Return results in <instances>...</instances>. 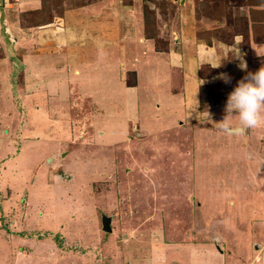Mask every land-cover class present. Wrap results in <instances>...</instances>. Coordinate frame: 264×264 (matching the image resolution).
Returning <instances> with one entry per match:
<instances>
[{
	"label": "rangeland",
	"instance_id": "rangeland-1",
	"mask_svg": "<svg viewBox=\"0 0 264 264\" xmlns=\"http://www.w3.org/2000/svg\"><path fill=\"white\" fill-rule=\"evenodd\" d=\"M90 1H2L0 264H176L182 250L197 264H262L264 247L259 262L251 242L264 240V222L251 215L264 206V143L258 145L255 128L241 138L225 134L226 115L206 117L211 129H197L202 123L192 105L178 107L187 121L178 125L167 103L181 98L168 97L167 68L159 64L189 14L198 38L238 37L242 46L264 38V0H121L142 12L114 14L115 34L123 39L126 28H137L155 50L120 42L138 53L133 65L141 68V82L128 93L119 88L120 76L136 80L134 54L124 62L123 48L93 49L95 40L114 43L111 13L96 20L97 13L83 20L80 13L68 24L62 16L67 5ZM49 22L66 24L73 42L51 54L57 65L47 71L50 56L38 36L46 37ZM101 26L105 33L98 35ZM173 73L174 86L182 87L181 68ZM51 74L59 82H50ZM212 82L207 92H219L224 102L230 84ZM215 232L226 249L219 258L203 241Z\"/></svg>",
	"mask_w": 264,
	"mask_h": 264
},
{
	"label": "crops",
	"instance_id": "crops-1",
	"mask_svg": "<svg viewBox=\"0 0 264 264\" xmlns=\"http://www.w3.org/2000/svg\"><path fill=\"white\" fill-rule=\"evenodd\" d=\"M3 0H0V7L2 4ZM26 2H30L31 0H25ZM121 0H92L90 1L88 4L85 2H81L78 3L76 5H67V12L68 13H64L65 18H67L66 24H68L70 22V20L72 19V17H78V14L81 13L80 17L81 20H83L85 17L89 18V16L91 14L89 13H97L98 15L95 16V20L100 18L102 15L99 13H111L109 15H106L107 18H110L109 21V30L111 31L112 37H113V41L114 43H101L100 41H93V44L97 45L93 48V49H97V50H102V49H108L109 51L113 52L114 54H117V51L120 52V50L123 48L124 52H122L121 56H120V60L123 59L124 62H126L128 60L127 57V53L128 55L131 54V56L135 53L134 49L133 51H131L130 49H128L129 42H132L135 40V44L136 43H140L141 46H143V50L142 53H145V50H153L152 45H151V39L148 38V36H146V38H142V36L140 37L139 32H137V28H134V30L131 29V26L126 28L125 31L123 32L124 36L122 39V32H118L117 34H115V25L113 22V16H115L114 14L117 13H125V11H128L126 13H132L134 11V13H141L139 12L138 9V5L134 6L130 5L128 3H120ZM107 2L108 6L104 7L103 3ZM88 8V9H87ZM125 9V10H124ZM186 17V16H185ZM191 18H193L192 15H188L186 18H183V23H185L183 26H181L179 29V33L174 34V36L172 37V40L167 44L169 51L161 57V62L159 65H161L162 69H164L165 67L167 68L165 70V74H166V79H164L167 84H165L166 86L163 87L165 88L167 91V95L168 97L173 98H181L180 99V104L176 105V101H172V103H167V105L169 106L170 109H174L176 110V120L178 125H183L184 123H186L187 121L185 120V113L184 111L181 112L180 109H178V107L183 108L184 110L187 109L188 106L192 105L195 108H197L198 110V119L200 120L199 123H202L200 125V127H197V129H211V125L212 122H207L205 123L203 120L208 117V118H216L218 116H222V115H226L224 108H225V104H226V100L224 102H219L216 104H208L206 105L204 108H202V106L200 105V88L203 84L206 83H210L212 81L217 80V78L219 79V77L221 76V74H226L228 77H230V89L228 92H231L234 87L237 85L238 81L245 77L247 75V72H255L256 69L258 70L260 67L264 66V38L257 40L256 42H254L252 40V38H250L249 44L247 46H242L240 40L241 38L236 37V39H233L231 42H224L222 40H218V39H213L209 42L205 39L202 38H198L196 35V30L193 26L194 29H192V27L187 24V23H194L195 21L192 20ZM186 19V22H185ZM189 20V21H188ZM84 22V21H83ZM192 23V24H193ZM50 25H47V27H43V33L46 32V34H44L46 37L43 38L41 37V33L39 32V36H38V42H39V48H41L40 50H42L43 52H47L49 57V60H47L49 62L48 65V69L47 71L53 69V67L55 65H57L55 57L51 58V54L52 53H60L58 51H65L67 49H69L70 44H72L73 42V37L71 36V31L68 30V26L66 24H64L63 26H57V25H52L51 22H49ZM88 23L86 22V28L88 29L89 27H87ZM105 26H101L100 31L97 33L98 35H100V33H105ZM92 30V29H90ZM93 31V30H92ZM174 32V31H173ZM94 33V32H93ZM92 33V34H93ZM108 33V32H107ZM116 36V37H115ZM118 36V37H117ZM37 38V36H36ZM122 39V40H120ZM153 39V38H152ZM37 40V39H36ZM124 40H127L126 44L124 43H120L121 41L123 42ZM112 41V42H113ZM207 41V42H206ZM116 42V43H115ZM209 42V43H208ZM102 44L101 47H99V45ZM69 45V46H68ZM120 45V47L118 46ZM36 48V47H35ZM37 48V49H39ZM103 51V50H102ZM232 54V56H234V54H241V57L244 61H246L248 58L251 60V62L255 63L256 66H253L252 64H248L247 62V70H243L240 68V64L238 65L237 62H241V60L236 61L233 58L232 59H228V54ZM248 54V58H245V55ZM39 55L41 54V51L39 52ZM46 55V54H44ZM57 55V54H56ZM105 55V54H104ZM107 55V54H106ZM137 54L133 55L131 64L133 67V71H135L137 73L136 76V82L133 83H127L125 81V78L122 77V74L120 76V82H121V86H119L120 89L124 88L123 90L128 93L133 91V89L141 82V76H140V72H141V68L138 66V64H135L134 62H136L137 60ZM113 57L115 55H112ZM247 56V55H246ZM41 57V56H39ZM110 59V57H108ZM238 59V57H235ZM253 58H256L253 59ZM223 59H227L226 63H224ZM159 60V62H160ZM45 62V60H43ZM223 61V62H222ZM210 64H221L220 67L218 68H213ZM40 65L42 66L41 62ZM205 65L209 66L208 68H205ZM252 65V66H251ZM45 67V69L47 68L46 66H42ZM98 67V65H97ZM160 67V68H161ZM178 67L181 68V73L183 74V77L181 78L182 80V87L180 86L179 88H177L176 86H174L173 80H174V69ZM74 69H76L77 71V67H75ZM161 69V70H162ZM204 69V74H201V70ZM216 70L218 69L217 72L215 73H211V70ZM39 75L42 74V69L39 68ZM131 70V69H130ZM209 72H208V71ZM41 72V73H40ZM208 72V73H207ZM219 75V76H218ZM38 76V75H37ZM42 76V75H41ZM36 78V76H34ZM59 78L56 75H49V80L50 82L53 81V79H58L57 81L59 82ZM48 80V81H49ZM61 81H65L66 80H61ZM227 85V86H228ZM232 85V86H231ZM55 87H57V85H55ZM228 87V88H229ZM194 91V92H193ZM226 91V90H225ZM55 92V91H54ZM56 93V92H55ZM197 94V96L195 95ZM192 95V100H189L188 97ZM195 96L197 97V102L193 103L195 101ZM192 101V102H191ZM191 107V106H190ZM39 108V106H35L34 107ZM202 108V109H201ZM33 112V111H32ZM206 115V116H204ZM193 122V121H192ZM264 124V123H262ZM237 126H239V128H236ZM142 130H144V127H142ZM254 131L253 129H242L239 125V121H233L230 120L229 121V126L228 128L225 129L224 133H235V135H237L238 138H241L244 135V131ZM255 131H257V139L259 140V144L261 145L264 143V129H263V125H260L258 127L255 128ZM141 135V134H139ZM3 137H1L2 139ZM258 143V141H257ZM259 156V155H257ZM0 173V178H3L4 176ZM264 197V192L261 193ZM4 203V201H2ZM3 207V206H2ZM0 208H1V202H0ZM259 209H256V214L251 215L254 216L253 218V222H264V206H263V210L262 212L259 214ZM254 224V223H252ZM3 234L0 233V238L3 239ZM6 238V237H4ZM260 239V238H259ZM14 240V238H13ZM23 241V240H22ZM205 244H207V249H209L210 251H215L214 256H212V258L216 257L219 258V256H223L224 253H226V249L224 250L221 247V241H222V236L220 235V233H211L210 236L206 239L203 240ZM252 240V245H255V254L253 259L255 258L256 260H259L258 257L260 254H262L263 250L262 248L264 247V240ZM215 246L217 248H215ZM206 247V246H205ZM214 247V248H213ZM187 252V250H182V254L181 257H178V260L174 259V261L176 262V264H197L194 263V261L189 262L187 259L190 260V258H187L185 256L184 253ZM199 253V252H197ZM264 255V254H263ZM197 257V256H195ZM263 258V260L261 261V259ZM259 262L261 261L262 264H264V257H262ZM253 259L251 260V262H253ZM254 259V260H255ZM189 263H188V262ZM164 264H169L168 261L165 262Z\"/></svg>",
	"mask_w": 264,
	"mask_h": 264
},
{
	"label": "clouds",
	"instance_id": "clouds-1",
	"mask_svg": "<svg viewBox=\"0 0 264 264\" xmlns=\"http://www.w3.org/2000/svg\"><path fill=\"white\" fill-rule=\"evenodd\" d=\"M239 55V54H238ZM240 68L247 70V63L242 58ZM218 68L221 64H210ZM230 83V77L221 74L219 77ZM224 111L226 113L223 127L228 128L229 118L238 117L242 129H254L264 123V66L255 72H247L234 89L228 94Z\"/></svg>",
	"mask_w": 264,
	"mask_h": 264
},
{
	"label": "trees",
	"instance_id": "trees-1",
	"mask_svg": "<svg viewBox=\"0 0 264 264\" xmlns=\"http://www.w3.org/2000/svg\"><path fill=\"white\" fill-rule=\"evenodd\" d=\"M44 23H46V22H44ZM207 41H211L210 39H208ZM208 68L209 66L207 65H205V68ZM208 71V70H207ZM211 71H213V72H211V73H215L216 72V70L214 69H212ZM132 72H134V74H135V71H132ZM201 74H204V69L203 70H201ZM135 79H136V77H135ZM136 82V80L135 81H133L132 83L134 84ZM216 83H214V82H210V83H206V84H203L202 86H201V88H200V105L203 107V106H205V105H207V104H216V103H219L220 101H221V99H222V95L219 93V92H215L214 93V95H216V96H213L212 97V93L213 92H207V88H208V90H210V89H213V87H214V85H215ZM210 87V88H209Z\"/></svg>",
	"mask_w": 264,
	"mask_h": 264
},
{
	"label": "water",
	"instance_id": "water-1",
	"mask_svg": "<svg viewBox=\"0 0 264 264\" xmlns=\"http://www.w3.org/2000/svg\"><path fill=\"white\" fill-rule=\"evenodd\" d=\"M109 224H110V221H109V219H107V217H106V215H104L103 216V228L105 229V230H109L110 231V226H109Z\"/></svg>",
	"mask_w": 264,
	"mask_h": 264
}]
</instances>
